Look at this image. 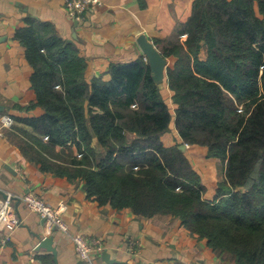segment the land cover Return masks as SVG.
<instances>
[{
	"label": "trees",
	"instance_id": "1",
	"mask_svg": "<svg viewBox=\"0 0 264 264\" xmlns=\"http://www.w3.org/2000/svg\"><path fill=\"white\" fill-rule=\"evenodd\" d=\"M26 22L15 39L37 98L17 106L28 113L15 116L22 126L4 130L21 153L44 172L83 180L101 205L178 217L222 264H264V0H194L188 20L155 39L172 59V104L144 55L88 77L76 44L50 22ZM173 124L179 137L167 145ZM183 144L223 163L214 199Z\"/></svg>",
	"mask_w": 264,
	"mask_h": 264
},
{
	"label": "crops",
	"instance_id": "2",
	"mask_svg": "<svg viewBox=\"0 0 264 264\" xmlns=\"http://www.w3.org/2000/svg\"><path fill=\"white\" fill-rule=\"evenodd\" d=\"M193 1L102 0L101 5L90 8L85 20L77 23L67 14L65 0H0V200L8 194L13 196L10 215L0 226V264H56L52 251L37 248L44 237L50 236L57 248L58 264H222L206 240L191 234L178 217H140L128 208L101 205L88 196L83 180L70 181L44 172L21 153L1 125L3 114L14 119L28 115L17 106L28 105L37 98L31 83L33 68L26 59L25 48L15 39L17 29L26 25L28 17L52 23L64 39L76 44L87 59L88 77H109L106 73L111 63H129L142 55L148 60L140 46L143 37L155 44L156 38L172 35L191 16ZM166 60L168 65L172 61ZM167 66L162 70V88L172 104ZM41 113L37 107L29 114ZM15 125L22 126L17 121ZM128 137L132 139L133 135ZM177 137L173 124L163 141L174 144ZM94 146L100 160L106 150L96 137ZM186 148L207 186L205 197L214 199L219 182L224 180L223 163L208 158L206 149L199 145L187 144ZM31 191L62 209L71 235L101 238L105 248L101 255L92 263L80 260L71 235L49 228L40 215L25 205L22 196ZM12 215H17L19 225L11 222ZM132 247L137 249L135 253L131 252ZM104 252L110 254V262L104 259Z\"/></svg>",
	"mask_w": 264,
	"mask_h": 264
},
{
	"label": "built area",
	"instance_id": "3",
	"mask_svg": "<svg viewBox=\"0 0 264 264\" xmlns=\"http://www.w3.org/2000/svg\"><path fill=\"white\" fill-rule=\"evenodd\" d=\"M102 0H65V9L70 18L77 23L85 20L86 14L92 6L101 5ZM15 124V119L10 115L2 118V127H10ZM0 135L2 132L0 131ZM12 194H8L4 199L0 200V226L8 218L11 211ZM25 205L32 211L36 212L43 218L49 228H59L64 233L70 234L69 226L63 219L62 209L52 205L48 200L31 191L22 196ZM11 222L19 225L20 220L17 215L11 216ZM71 235V234H70ZM75 252L78 258L87 263H92L101 255L104 243L99 237H86L81 233L71 235ZM137 249L131 248V252L135 253Z\"/></svg>",
	"mask_w": 264,
	"mask_h": 264
},
{
	"label": "water",
	"instance_id": "4",
	"mask_svg": "<svg viewBox=\"0 0 264 264\" xmlns=\"http://www.w3.org/2000/svg\"><path fill=\"white\" fill-rule=\"evenodd\" d=\"M144 40L140 41V46L143 50V53L147 56L149 63L153 69V75L156 81L162 85L163 77L162 70L168 65L166 58L161 54L160 50L156 47L154 42L149 41L145 37ZM187 144H183L182 148H186ZM7 196V195H6ZM53 237H44L38 244L37 248H47L49 251H52L54 254V260L58 264L57 260V248L53 245ZM103 257L107 262L111 261V256L108 252L103 253Z\"/></svg>",
	"mask_w": 264,
	"mask_h": 264
},
{
	"label": "rangeland",
	"instance_id": "5",
	"mask_svg": "<svg viewBox=\"0 0 264 264\" xmlns=\"http://www.w3.org/2000/svg\"><path fill=\"white\" fill-rule=\"evenodd\" d=\"M5 115H8V114H3L2 116H1V122H2V118L5 116ZM15 123H16V121H15ZM2 125V124H1ZM13 126V125H12ZM12 126H10V127H5L6 129L7 128H11ZM1 132H2V130H1ZM2 134H3V132H2ZM223 170V167L222 166H220V168H219V175H220V178L222 177V171Z\"/></svg>",
	"mask_w": 264,
	"mask_h": 264
}]
</instances>
